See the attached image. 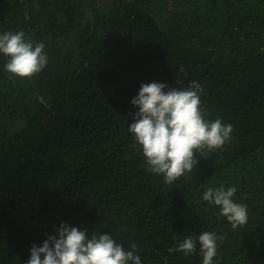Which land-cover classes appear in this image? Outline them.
Listing matches in <instances>:
<instances>
[{"label": "trees", "instance_id": "obj_1", "mask_svg": "<svg viewBox=\"0 0 264 264\" xmlns=\"http://www.w3.org/2000/svg\"><path fill=\"white\" fill-rule=\"evenodd\" d=\"M43 42L45 67L8 73L0 55V264H24L61 221L131 243L144 264L214 231L216 264H264V0H0V32ZM198 81L202 114L232 125L173 183L146 171L127 123L141 82ZM235 186L233 229L208 187Z\"/></svg>", "mask_w": 264, "mask_h": 264}, {"label": "clouds", "instance_id": "obj_2", "mask_svg": "<svg viewBox=\"0 0 264 264\" xmlns=\"http://www.w3.org/2000/svg\"><path fill=\"white\" fill-rule=\"evenodd\" d=\"M43 42L25 39L22 30L0 32V55L6 57L4 69L18 77H31L47 63ZM202 85L190 80L187 87H169L162 81L141 82L130 104L136 108L129 133L141 146L147 164L146 171L162 175L165 183H173L197 164L195 154L202 149L222 148L230 138L232 125L220 118L206 120L200 107ZM235 186L208 187L203 201L219 206L233 229L247 223V206L234 199ZM220 236L204 231L198 236L187 235L168 249L185 256L197 251L201 264H216L217 242ZM24 264H144L135 243L127 248L113 240L107 232H86L65 221L55 227L39 245L33 243Z\"/></svg>", "mask_w": 264, "mask_h": 264}]
</instances>
